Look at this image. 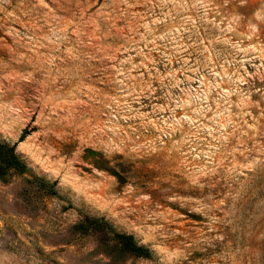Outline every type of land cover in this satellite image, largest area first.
I'll return each instance as SVG.
<instances>
[{
    "label": "rangeland",
    "instance_id": "1",
    "mask_svg": "<svg viewBox=\"0 0 264 264\" xmlns=\"http://www.w3.org/2000/svg\"><path fill=\"white\" fill-rule=\"evenodd\" d=\"M0 144V264H264V0H0Z\"/></svg>",
    "mask_w": 264,
    "mask_h": 264
},
{
    "label": "trees",
    "instance_id": "2",
    "mask_svg": "<svg viewBox=\"0 0 264 264\" xmlns=\"http://www.w3.org/2000/svg\"><path fill=\"white\" fill-rule=\"evenodd\" d=\"M25 137V133H22L19 138V142ZM15 145L9 146L7 144H0V169L2 172L1 178L9 174L21 175L25 171V163L15 154ZM34 181L44 187L45 191L49 195L56 193L55 183H50L42 178L34 177ZM88 227L100 231L108 232L112 235L115 243L125 252L149 259L152 256V252L145 246L139 245L133 235L116 231L114 226L106 221L104 218H90L87 219Z\"/></svg>",
    "mask_w": 264,
    "mask_h": 264
}]
</instances>
